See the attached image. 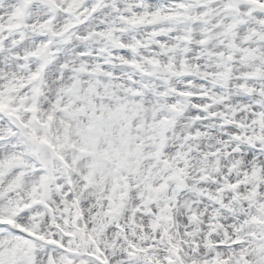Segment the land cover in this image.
Returning a JSON list of instances; mask_svg holds the SVG:
<instances>
[{
  "label": "snow or ice",
  "instance_id": "snow-or-ice-1",
  "mask_svg": "<svg viewBox=\"0 0 264 264\" xmlns=\"http://www.w3.org/2000/svg\"><path fill=\"white\" fill-rule=\"evenodd\" d=\"M0 264H264V0H0Z\"/></svg>",
  "mask_w": 264,
  "mask_h": 264
}]
</instances>
